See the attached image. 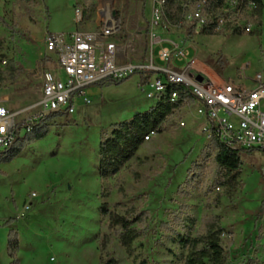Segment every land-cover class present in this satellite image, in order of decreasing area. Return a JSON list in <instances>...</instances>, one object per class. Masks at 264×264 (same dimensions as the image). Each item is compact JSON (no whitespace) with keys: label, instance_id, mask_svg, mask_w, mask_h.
Listing matches in <instances>:
<instances>
[{"label":"rangeland","instance_id":"374dc122","mask_svg":"<svg viewBox=\"0 0 264 264\" xmlns=\"http://www.w3.org/2000/svg\"><path fill=\"white\" fill-rule=\"evenodd\" d=\"M153 1L0 0V95L6 107L16 111L39 102L44 73L58 69L57 56L46 45L50 34L97 32L115 17L121 26L113 37L120 59L145 62ZM76 8L83 12L79 22ZM250 15L249 34L225 30L188 37L187 24L172 22L158 34L191 45L200 71L242 79L264 71V7L260 18ZM141 87L139 72L120 84L89 86V103L80 101L74 114L54 117L44 138L0 162V264H11L9 220L18 231L20 264H101L108 257L118 264L143 258L183 264L187 251L172 241L171 230L188 233L180 220L189 217L194 234L206 214L222 219L224 264H264V151H243L237 182L219 185L218 166L204 160L205 151L214 152L215 145L194 108H179L166 132L152 135L117 174L99 177L101 132L156 103ZM194 165L205 166L189 171ZM104 204L121 215L148 213L151 230L136 240L133 256L117 239L109 215L101 213Z\"/></svg>","mask_w":264,"mask_h":264},{"label":"built area","instance_id":"2783aa9c","mask_svg":"<svg viewBox=\"0 0 264 264\" xmlns=\"http://www.w3.org/2000/svg\"><path fill=\"white\" fill-rule=\"evenodd\" d=\"M182 1L183 25L198 18L199 26H214L217 32L230 30L249 34L253 31L250 14L254 12L255 3L252 0H226L214 21H209L206 13L209 0ZM167 5L168 0L153 1L145 62L120 59L113 37L121 26L115 17L108 18L97 32L73 30L48 35L46 45L48 51L57 56V72L48 70L44 73L42 95L34 105L12 111L0 95V151L13 146L31 131L32 122L42 115L50 112L74 114L80 101L90 102L87 98L90 85L104 83L110 77L124 79L146 70L156 72L141 85L146 98L157 102L168 95L170 102L176 103L180 100L176 87L183 85L195 98L185 107L195 109L208 139L216 138L236 149L264 151V71L229 80L200 71L191 45L164 39L158 34L171 23L166 17ZM76 15L77 21H81L83 12L80 8H76ZM170 85L175 87L168 93ZM36 108L40 109L37 113L26 115ZM21 116L26 117L21 120ZM152 135L155 134L151 133L145 140Z\"/></svg>","mask_w":264,"mask_h":264},{"label":"trees","instance_id":"16d2710c","mask_svg":"<svg viewBox=\"0 0 264 264\" xmlns=\"http://www.w3.org/2000/svg\"><path fill=\"white\" fill-rule=\"evenodd\" d=\"M31 2L33 0H22ZM226 0H209L207 5V16L209 21H214L219 15V8ZM255 3L254 12L260 18L262 15L264 3L263 0H252ZM182 0H168L166 8L167 19L174 24H181L184 16V6ZM209 11V12H208ZM2 17L0 16V19ZM123 27V26H122ZM199 30V31H198ZM196 32L205 35H214L217 32L214 26L201 25L199 19L195 18L186 25V35L193 37ZM240 33V32H235ZM14 73L12 67L11 74ZM156 72L153 70L139 71L140 85H143ZM124 79L110 77L106 81L108 84H120ZM94 85V84H93ZM91 86V85H90ZM170 85L168 93L174 88ZM180 94V100L171 103L168 95H164L160 101L151 106L144 112H137L133 118L116 122L112 125L110 132L103 130L100 135L98 147V174L101 179H106L111 175L117 174L121 168L137 155L138 150L144 144L145 137L154 134H161L169 129V121L173 118L175 112L188 103L195 101L194 96L183 85L176 87ZM66 115L64 112H50L42 115L39 119L32 122V130L27 132L23 137L11 147L0 151V162H9L18 156L26 147L33 142L44 138L50 131L48 122L56 116ZM215 145L207 149L204 153V160H212L219 168L221 179L219 185L236 183L241 173L243 165V151L251 152L253 149H236L227 144L218 141L216 138L210 140ZM210 148V147H207ZM205 166V165H203ZM202 166V167H203ZM194 165L189 171L202 168ZM102 214L109 215V224L115 229L117 239L125 248L128 255H134V244L145 231L151 229L147 227L146 222L149 215L146 211H141L129 215H121L109 212L106 204L101 207ZM183 228H189L188 233L171 230V239L181 248L187 251L183 258V264H224L226 250L222 244V235L225 228L222 225V219L219 215L206 214L201 219L200 227L193 234L195 223L189 217L180 220ZM6 224L10 225L8 234V255L11 264H20L18 251L20 249V240L18 231L12 226L9 220ZM101 264H118L117 259L108 257ZM137 264H153L149 258H143Z\"/></svg>","mask_w":264,"mask_h":264},{"label":"crops","instance_id":"0c3cea01","mask_svg":"<svg viewBox=\"0 0 264 264\" xmlns=\"http://www.w3.org/2000/svg\"><path fill=\"white\" fill-rule=\"evenodd\" d=\"M69 32H71V31H69ZM2 97V96H1ZM2 100H3V102L5 103V105H6V103L8 102H6V100L2 97Z\"/></svg>","mask_w":264,"mask_h":264}]
</instances>
